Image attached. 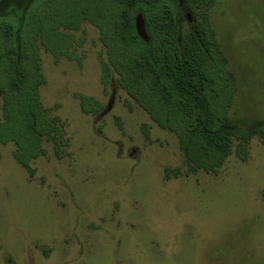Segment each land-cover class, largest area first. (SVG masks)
I'll return each mask as SVG.
<instances>
[{"label":"rangeland","instance_id":"1","mask_svg":"<svg viewBox=\"0 0 264 264\" xmlns=\"http://www.w3.org/2000/svg\"><path fill=\"white\" fill-rule=\"evenodd\" d=\"M30 1L0 0V15ZM188 14L182 2L183 26ZM208 17L235 83L227 119L246 137L216 174L188 166L112 68L103 85L108 56L90 21L64 29L78 59L39 44L40 100L67 141L57 155L43 138L32 175L0 143V264H264V0H214Z\"/></svg>","mask_w":264,"mask_h":264},{"label":"trees","instance_id":"2","mask_svg":"<svg viewBox=\"0 0 264 264\" xmlns=\"http://www.w3.org/2000/svg\"><path fill=\"white\" fill-rule=\"evenodd\" d=\"M193 20L183 26L179 0H31L21 15H0V143L13 142V156L30 175V161L43 152V138L59 154L63 122L43 108L39 44L55 58L78 59L74 36L83 20L94 24L107 52L106 86L112 68L119 85L160 127L174 132L193 171L218 173L233 137L245 140L227 119L235 83L219 52L208 10L214 0H182ZM140 16L147 38L136 29ZM85 112L100 102L81 96ZM147 137V131L145 130ZM239 145V144H238ZM241 145L236 150L245 152ZM246 158V152L242 159Z\"/></svg>","mask_w":264,"mask_h":264},{"label":"water","instance_id":"3","mask_svg":"<svg viewBox=\"0 0 264 264\" xmlns=\"http://www.w3.org/2000/svg\"><path fill=\"white\" fill-rule=\"evenodd\" d=\"M181 3H182V0H179V6L180 7H181ZM187 17H188V20L191 21V18H190L189 14L187 15ZM135 22H136V29H137L138 34L141 37H143L144 39H146L147 38V34H146V31H145L143 22H142V20H141L139 15L136 17Z\"/></svg>","mask_w":264,"mask_h":264}]
</instances>
